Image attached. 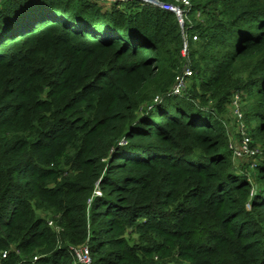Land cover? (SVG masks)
<instances>
[{
    "label": "trees",
    "instance_id": "1",
    "mask_svg": "<svg viewBox=\"0 0 264 264\" xmlns=\"http://www.w3.org/2000/svg\"><path fill=\"white\" fill-rule=\"evenodd\" d=\"M191 3L176 95L175 14L0 0V264H80L81 247L93 264H264V154L236 162L219 114L239 93L264 139V0Z\"/></svg>",
    "mask_w": 264,
    "mask_h": 264
},
{
    "label": "built area",
    "instance_id": "2",
    "mask_svg": "<svg viewBox=\"0 0 264 264\" xmlns=\"http://www.w3.org/2000/svg\"><path fill=\"white\" fill-rule=\"evenodd\" d=\"M141 1L149 3L152 6L158 7L164 11L171 12L177 17L183 38L182 56L185 63L182 71L175 77L171 93L181 95L185 92L190 78L194 75V70L190 61V44L192 40L197 41L199 39L198 32L196 31L195 24L193 22L194 20L191 17V0H175L176 3H166L159 0ZM193 13L192 15L196 19H200L202 16L199 11ZM242 104L243 102L240 94L236 93L230 106L238 121V132L241 137L238 142L229 140V149L232 151L233 158L236 161H250L253 162V165H255L257 162L256 160L259 159L262 154L257 148L253 147L251 130L244 120ZM74 254L80 264H93L88 247L75 249ZM6 255V252H4L3 257H6Z\"/></svg>",
    "mask_w": 264,
    "mask_h": 264
},
{
    "label": "rangeland",
    "instance_id": "3",
    "mask_svg": "<svg viewBox=\"0 0 264 264\" xmlns=\"http://www.w3.org/2000/svg\"><path fill=\"white\" fill-rule=\"evenodd\" d=\"M189 84H191V82H189ZM213 104H214L213 102H210V106H213ZM219 114L221 120L226 124L229 140L236 142L240 141L241 135L238 132V121L232 112L231 106H227L225 111L219 112ZM252 138H253L252 140L253 147L257 148L261 154H264V139H261L259 136H255V134L252 136ZM256 161H258V159ZM236 162H242V161H236Z\"/></svg>",
    "mask_w": 264,
    "mask_h": 264
}]
</instances>
